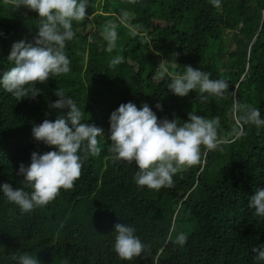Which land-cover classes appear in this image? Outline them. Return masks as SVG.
Here are the masks:
<instances>
[{
  "label": "trees",
  "instance_id": "trees-1",
  "mask_svg": "<svg viewBox=\"0 0 264 264\" xmlns=\"http://www.w3.org/2000/svg\"><path fill=\"white\" fill-rule=\"evenodd\" d=\"M39 23L34 11L0 0V72L12 67V44L32 42ZM106 25L117 33L111 51ZM72 29L68 72L35 82V98L29 91L18 101L0 88V183L31 190L17 167L33 151L52 150L31 130L64 111L49 107L56 91L80 108L82 122L103 130L99 154L82 145L73 187L43 207L22 213L0 193V264H14V253L40 264H264L251 251L264 244V217L249 206L264 188V126L246 119L250 108L264 119V0H88L85 19ZM116 56L122 62L110 66ZM185 65L224 79L228 89L206 101L198 90L173 95L167 85ZM129 101L147 103L158 120L183 123L191 112L218 121L219 147L201 146L199 160L180 166L171 187L138 186L134 162L117 160L108 140L110 113ZM117 222L135 228L146 246L140 257L122 261L113 251ZM179 233L187 237L182 245L174 242Z\"/></svg>",
  "mask_w": 264,
  "mask_h": 264
},
{
  "label": "clouds",
  "instance_id": "clouds-1",
  "mask_svg": "<svg viewBox=\"0 0 264 264\" xmlns=\"http://www.w3.org/2000/svg\"><path fill=\"white\" fill-rule=\"evenodd\" d=\"M17 9L34 11L39 18V27L32 42L23 40L14 42L8 54L12 67L0 72V88L21 98H35L38 94L35 82L46 81L50 74L59 75L69 71L70 60L64 48L66 41H71L75 32L72 21H83L87 15L88 0H14ZM105 39L108 51L115 47L117 33L114 27L105 26ZM135 35V33H131ZM0 36L3 33L0 32ZM121 56L109 61L110 66L122 62ZM163 63V61L161 62ZM164 70L158 73L163 79ZM30 85V88L26 86ZM224 79H211L210 74L185 65L182 73L171 76L168 90L175 96L184 97L190 91L198 90L201 101L209 95L221 96L228 89ZM58 97L49 107L64 110L54 120H43L32 127L34 140L42 142L52 150L44 153H30V163L18 164L17 175L23 177V184L30 188L12 187L9 183H0V193L8 201L18 206L22 213L30 212L35 207H43L52 201L61 188L71 189L79 177L82 158L78 154L82 145L90 155H98L97 137L103 130L90 123L82 122V112L74 102L56 91ZM207 94V95H204ZM157 110L161 105H154ZM246 119L257 128L264 126V119L258 108L248 109ZM217 124L214 119H206L194 113H188L186 122L178 119L157 118L147 103L137 107L131 101L121 103L108 118V140L110 151L117 160L134 162L138 171L134 176L138 186L149 189L171 187L172 177L180 166L192 165L199 160L201 146L207 150L219 147ZM249 206L255 214L264 217V188H257L249 199ZM112 249L122 261H131L140 257L145 245L135 235V228L130 225L115 223ZM169 239H172L171 235ZM187 237L183 233L175 236L174 242L184 244ZM255 259L264 262V244L253 247ZM14 264H40L36 256L28 253H14Z\"/></svg>",
  "mask_w": 264,
  "mask_h": 264
},
{
  "label": "rangeland",
  "instance_id": "rangeland-1",
  "mask_svg": "<svg viewBox=\"0 0 264 264\" xmlns=\"http://www.w3.org/2000/svg\"><path fill=\"white\" fill-rule=\"evenodd\" d=\"M128 15H126L127 17ZM128 19V18H127ZM127 23V21H125V24ZM133 32H136V30L134 28H132ZM182 226L184 229H186L187 231H189L190 226L188 225V222L184 220V222L182 221Z\"/></svg>",
  "mask_w": 264,
  "mask_h": 264
}]
</instances>
